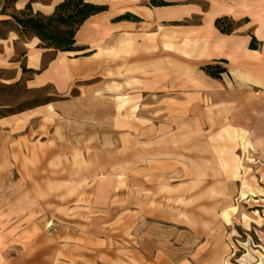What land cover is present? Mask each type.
Returning <instances> with one entry per match:
<instances>
[{"label": "crops", "instance_id": "crops-1", "mask_svg": "<svg viewBox=\"0 0 264 264\" xmlns=\"http://www.w3.org/2000/svg\"><path fill=\"white\" fill-rule=\"evenodd\" d=\"M30 1L17 0L6 13L0 9V21L12 19L10 14ZM61 1L31 6L52 14ZM86 1L108 9L79 28V51L42 48L37 37L22 39L15 24L0 36V72L9 75L0 82L52 89L46 102L0 119L4 161L9 171H55L50 177L62 171L71 198L53 206L38 194L43 190L33 186L30 174L13 180L32 197L18 205L16 216L9 206H0V256L11 248L18 260L37 255L45 246L37 243L41 239L54 240L52 255L64 231L61 240L68 247H81L93 237L105 248L112 239L111 247L127 259L124 264H154L152 259L164 255L175 264L190 248L200 256L213 245L215 226L199 240L197 232L152 211L160 189H178L187 181L188 168L171 152L225 143L223 136L231 131L241 144L251 132L262 131L264 0H169L167 6L150 0ZM126 14L137 19H118ZM222 17L239 25L223 33L216 26ZM253 38L258 48H251ZM206 65L227 72L216 78ZM168 160L177 162L169 166ZM63 207L66 227L59 233ZM129 212L139 214L131 238L147 262L131 252L133 244L106 233L107 224Z\"/></svg>", "mask_w": 264, "mask_h": 264}, {"label": "rangeland", "instance_id": "rangeland-1", "mask_svg": "<svg viewBox=\"0 0 264 264\" xmlns=\"http://www.w3.org/2000/svg\"><path fill=\"white\" fill-rule=\"evenodd\" d=\"M169 1V0H166ZM11 26V25H10ZM10 26H1L0 35H5ZM1 48V47H0ZM1 76L6 75L0 72ZM52 89L33 90L26 87L23 81L8 85L0 82V119L3 116L17 113L21 109L32 107L49 100ZM260 134L252 133L241 144L236 140V132L231 131L223 138L225 143L188 145L184 152H171L180 156V163L188 168L186 180L178 189H160L159 200H156L153 216L166 219L169 224L178 228L197 232L203 240L210 226L214 227L213 245L202 254L192 255L190 248L185 257L175 264H264V125ZM261 141H263L261 143ZM3 141L0 139V144ZM6 153L0 149V206H9L11 215H17L18 205L30 202L32 193L21 192L19 182L13 180L30 174L35 183L33 186L47 202L65 205L70 202L66 179L62 171L52 176L55 171H9L10 164L5 163ZM177 160H168L169 166ZM165 163V161H164ZM222 171L225 173L222 174ZM40 174L35 175L34 174ZM227 178V179H226ZM232 180L227 182L226 180ZM51 182H55L51 185ZM51 185V186H50ZM233 185V193L228 186ZM55 188L50 192L49 189ZM162 197L166 200L162 201ZM21 198V200H20ZM25 202V203H26ZM59 233L65 229L67 217L65 207L58 209ZM139 214L129 212L116 222L106 225V233L112 238L125 239L131 244V252L141 262L149 257L131 238ZM59 236L56 253L50 255L52 242L41 239L44 244L37 255L32 254L18 260L16 249L7 250L0 256V263L5 264H124L127 259L111 247L112 239H107L106 247L93 237L83 240L78 247H68ZM196 241H199L195 238ZM88 249V250H87ZM42 252V253H41ZM154 264H174L172 258L159 256L152 259Z\"/></svg>", "mask_w": 264, "mask_h": 264}, {"label": "trees", "instance_id": "trees-1", "mask_svg": "<svg viewBox=\"0 0 264 264\" xmlns=\"http://www.w3.org/2000/svg\"><path fill=\"white\" fill-rule=\"evenodd\" d=\"M16 1L0 0L1 12L6 13L7 9L12 7ZM34 1L40 0H31L25 9L11 13L12 19L0 21V27L11 25L9 27L11 28L15 24L16 30L22 39L37 37L41 41L40 47L62 52H76L81 50L76 44V35L79 28L91 16L108 9L106 5H98L87 2L86 0H63L55 6L52 14H44L39 11H33L31 3ZM150 4L153 6H167L172 3L166 0H150ZM125 18L137 19L131 14L123 15L118 19ZM238 25L239 22L228 17H222L216 20V26L223 33L233 32ZM251 48H258V42L255 38L251 42ZM1 51L2 49L0 48ZM23 70L24 72H34V70L25 67ZM204 70L216 78H221L222 74L227 72L226 68L218 65H206Z\"/></svg>", "mask_w": 264, "mask_h": 264}, {"label": "bare ground", "instance_id": "bare-ground-1", "mask_svg": "<svg viewBox=\"0 0 264 264\" xmlns=\"http://www.w3.org/2000/svg\"><path fill=\"white\" fill-rule=\"evenodd\" d=\"M233 193V192H232Z\"/></svg>", "mask_w": 264, "mask_h": 264}]
</instances>
